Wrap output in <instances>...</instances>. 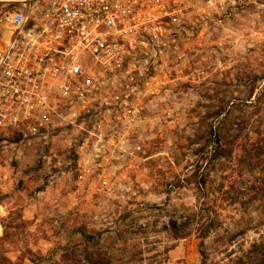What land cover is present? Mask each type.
<instances>
[{
    "label": "clouds",
    "instance_id": "obj_1",
    "mask_svg": "<svg viewBox=\"0 0 264 264\" xmlns=\"http://www.w3.org/2000/svg\"><path fill=\"white\" fill-rule=\"evenodd\" d=\"M0 264H264V0H0Z\"/></svg>",
    "mask_w": 264,
    "mask_h": 264
}]
</instances>
